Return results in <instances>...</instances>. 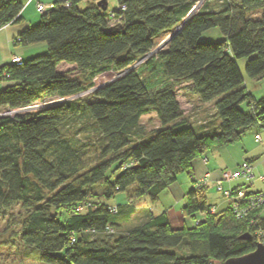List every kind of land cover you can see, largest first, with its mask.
Segmentation results:
<instances>
[{"label": "trees", "instance_id": "obj_1", "mask_svg": "<svg viewBox=\"0 0 264 264\" xmlns=\"http://www.w3.org/2000/svg\"><path fill=\"white\" fill-rule=\"evenodd\" d=\"M83 1L54 0L18 33L15 43H44L46 51L0 66V108L76 96L98 74L125 71L198 0H117L113 10ZM23 6L0 0V28L19 23ZM211 28L222 40L201 39ZM155 57L145 64H158L159 81L131 69L90 96L0 117V212L16 204L27 210L20 229L0 240V264H212L256 248L264 204L241 219L229 205L211 213L206 188L195 186L181 209L194 224L174 228L165 213L133 225L134 206L108 201L126 192L156 202L178 174L190 173L193 158L239 141L253 125L264 128V97L246 91L237 65L247 58V75L264 77V0H204ZM64 63L74 76L58 69ZM182 84L199 102L214 101L213 129L191 125L176 98ZM153 113L158 125L147 129L141 118ZM244 162L253 164L233 171ZM238 188L264 193L250 183Z\"/></svg>", "mask_w": 264, "mask_h": 264}, {"label": "crops", "instance_id": "obj_2", "mask_svg": "<svg viewBox=\"0 0 264 264\" xmlns=\"http://www.w3.org/2000/svg\"><path fill=\"white\" fill-rule=\"evenodd\" d=\"M90 1H96L97 4L100 3L99 0H90ZM24 3L23 9L21 11V21L17 24H8L5 27L0 28V66L7 64L10 62L11 58L13 56L19 57L21 60L25 59L26 55H30V53H33L32 51L36 50L34 48H39L37 51H43L45 48V45H42V43L38 44H27V45H21V48L19 47L20 44L15 43V38L17 37L18 33L26 26L32 25L34 21H36L39 18H35V20H31L30 16L26 14L27 10L32 7L36 10V4L37 2H42L47 5H52L54 1H45V0H22ZM101 2H103L101 0ZM37 11V10H36ZM39 46V47H36ZM36 53V52H35ZM185 86L179 85L177 87ZM183 95L189 96V92L186 91V89L183 88V91H181ZM193 99H185L186 101V108H189L185 111V108H183V111L186 116H188L190 123L193 126L201 127V125L206 124L208 122V119L204 117V115L201 116V112L205 108L207 104H212V108L214 106V101L210 102H199L197 97L194 95H191ZM186 97V98H187ZM195 98V99H194ZM195 101V106L192 107L194 104L192 101ZM179 101V100H178ZM190 102V103H189ZM212 102V103H211ZM182 108V107H181ZM192 108H195L194 112H191ZM198 114H195L197 113ZM195 114V115H194ZM213 112V116H214ZM213 121L218 124V120L213 118ZM260 136V141L255 140V135ZM243 137V136H242ZM242 137L239 141L241 145H250L247 142L242 140ZM242 140V141H241ZM253 141L255 142L254 145H261L263 148L259 152H254L251 150L250 153V161H252V177L250 179L247 178H239L237 180L231 181V182H225L223 184L224 189H233L242 185H245L246 183L251 184V189L253 190V185L255 180L261 181L260 177L264 176V134H259L255 132L253 134ZM235 142V143H237ZM235 143L229 144L233 145ZM217 148L211 149L208 152L202 153L201 155L195 157L191 161V169L190 173L182 172L177 175L175 182L170 184L166 191L161 194L160 198L156 202H151L146 197H139L135 198L133 195L126 193L125 200L123 202L115 201L110 206L123 204V205H132L134 206V213L130 217L129 222H133V225L140 224L144 221H146L150 216H156L162 213H165L168 217L169 223L171 226L175 227H182V226H188L191 227V225H188L187 220H191L192 218L184 217L181 213L182 207H184L187 203L186 194L189 190L195 188V186L198 184L200 180H203L204 178L207 179L206 185L204 186L206 188V197H207V204L211 205L214 210L217 212L223 211L226 208H228V201L224 199L222 194L220 192H217L215 190V182L221 178L222 173L225 171H233L235 170L239 164L246 160H238L236 164L232 165V169L225 170V167L228 166L227 163L223 160H217L216 156H219ZM247 152V150H245ZM262 188L260 190H254V191H261L264 190V184H262ZM264 210V208H263ZM261 211V213L263 212ZM203 215H197L196 219H202ZM193 220V219H192ZM175 225V226H174Z\"/></svg>", "mask_w": 264, "mask_h": 264}, {"label": "rangeland", "instance_id": "obj_3", "mask_svg": "<svg viewBox=\"0 0 264 264\" xmlns=\"http://www.w3.org/2000/svg\"><path fill=\"white\" fill-rule=\"evenodd\" d=\"M45 1L51 2L54 0H45ZM102 1L107 3V10H113V9L117 8V6H118L117 0H107V2H106V0H102ZM85 2H86V0H84L80 4V7H84L86 4ZM203 2H204V0H198L196 2V5L199 3V6H200ZM26 14H28L30 16L31 20H33V19L35 20V18H39V16H40V14L35 10V8L33 9L32 7H30L27 10ZM256 15L257 14L255 13L253 16H256ZM37 22H38V19L36 21H34V23H32V25L36 24ZM109 23L113 24L114 22L109 21ZM167 36H168V34H162L161 36H159L155 41L156 45H155L154 49L151 51L150 55L147 56L145 59H142V60L134 63L133 65H131V66H133L131 69H138L140 75L142 76V78L146 82L152 83V82H156V81L160 80V72H159L158 64L147 65V64H145V62L147 61L148 58H151L152 56H153L154 62H156L155 54L159 50L163 49L166 46V45H164V42H165ZM222 38H223V35L220 33V31L217 28L208 29L205 32H203L201 35L202 40H209L212 42H217L219 40H222ZM42 45H45V44L42 43ZM19 47L21 48V45ZM36 47H39V46H36ZM45 48H46V46H45ZM34 49H36V50L32 51L33 53H30V55H26V57H24V58L26 59V58H29L32 56H36V55L41 54V53L46 51V49H44L43 51H37V50H39V48H34ZM246 61H247V58L237 59V65H238L239 70L243 76V82H244V86L246 88V91L255 100H258V99L264 97V77L260 78V79H254V78L249 77L245 71ZM152 67H155V69H157V71L153 72L154 70L152 69ZM58 69L60 71H68L69 70V76H74L76 74V71L74 70V66L73 65H67V63L60 64L58 66ZM120 73H122V72H120ZM120 73H116L114 71L109 70V71L98 74L93 79V87H95V79L96 78H100L103 82H105V84H107V83H110L111 81L117 79L118 77H120L121 76V75H119ZM2 83L3 84H9L10 81L4 80V81H2ZM183 88H186V86H181V87L176 88V98H177V100H179V104L182 107V109L185 108V111H186L189 108H186L185 99H188V98L193 99V97L191 96V94H189L188 97L186 95H183V93L181 92V91H183ZM91 92H92L91 90H88V91L80 93L79 95H76V96H72V97H68V98H64V99H55V100L44 102V103H37V104H34V105H32L26 109H20V110L17 109L16 110L17 112L14 114H8V113L5 114V112H7V111L10 112L13 110H10L7 108H0V117H13L17 114H22V113L41 109L45 105L50 104V103L56 104L58 102L68 100V99H72V98H84L86 96H90ZM191 101L194 104L192 107H194L195 101H193V100H191ZM240 108L243 111L248 110L246 103L241 104ZM194 111H195V108H192L191 112H194ZM213 112L215 113V108H214V106L212 108V104H207L205 106V108L203 109V111L201 112V116L204 115V117H206V119H208V122H206L205 125H206V128L209 130L213 129V127L215 125V122L212 121V119L215 118V116H213ZM195 114H198V112ZM216 119L218 120L217 117H216ZM141 123L144 124L147 129H152L158 125V122L156 120L154 113L144 115L141 118ZM255 132L262 135V134H264V128L259 127L257 125H253L244 133V135L242 137V140L247 142L248 144L250 143V145H241L240 142H237L233 145H225V146L217 147L218 151H220V152L218 153L219 156H216V159L217 160L219 159L220 161L223 160V161H225V163L228 164V166L225 167V170L232 169L231 166L236 164V162L238 160H241V161L242 160H250L251 150L254 152H259L263 148L261 145H254L255 142L253 141V134ZM83 136L84 135L81 134V137H83ZM90 136H91V134H90ZM245 150H247V152H245ZM206 152L209 153V150ZM262 184H264V183L260 182L259 180H255L254 185H253L254 186L253 190H260L263 186ZM95 191L98 193V189L97 190L95 189ZM125 196H126V192L118 193L114 198L110 199L108 202L110 204H112L115 201L123 202L125 200ZM214 211H216V210H214ZM214 211L211 213H214ZM26 214H27V210L25 208L21 207L20 204H16L13 207H11L10 209H7V210L0 212V240L8 237V235L12 231L19 230L21 227V222L24 219V217L26 216ZM262 216L264 217V210L262 212ZM214 219H216V217ZM198 221H199V219H197L196 222H198ZM187 222H188L187 224L191 225V226L194 224V221L192 219L187 220ZM131 224H133V223H131ZM175 228H179V227H175ZM212 264H223V262H213Z\"/></svg>", "mask_w": 264, "mask_h": 264}, {"label": "built area", "instance_id": "obj_4", "mask_svg": "<svg viewBox=\"0 0 264 264\" xmlns=\"http://www.w3.org/2000/svg\"><path fill=\"white\" fill-rule=\"evenodd\" d=\"M51 6V5H50ZM49 5L37 2L36 4V10L39 14L44 13L49 7ZM69 6V3H65V7ZM121 8L124 9V6H121ZM112 15V14H111ZM5 27V26H4ZM148 55L145 56V58ZM143 58V59H145ZM12 62H19L20 58L17 56L12 57ZM142 60V59H141ZM7 76V75H5ZM257 140L260 139V137L257 135L255 136ZM252 170L253 167L248 163H242L238 170L236 171H225L222 173V176L220 179H218L215 182V190L220 192L224 199L228 201V205L230 206L231 212L238 218H244L248 216L249 211L252 208L259 207L260 205L264 204V193H258V194H248L245 190L238 188L235 190L230 189H224L223 184L225 182H231L234 180H237L239 178H247L250 179L252 177ZM261 181L264 182V176L260 177ZM207 182V179L204 178L203 180H200L198 186H205ZM210 212L214 211V208L211 207L209 209ZM197 223V222H196ZM256 242L257 244H262L264 246V232L262 230H258L255 234Z\"/></svg>", "mask_w": 264, "mask_h": 264}, {"label": "water", "instance_id": "obj_5", "mask_svg": "<svg viewBox=\"0 0 264 264\" xmlns=\"http://www.w3.org/2000/svg\"><path fill=\"white\" fill-rule=\"evenodd\" d=\"M195 6L191 9V11L185 17V19L173 31H171L168 34L164 42V45H167L170 42L173 36L189 21L191 16L197 11L198 8L193 12V9L195 8ZM132 67L133 66L129 67L128 69L120 73L119 75H122L130 71ZM94 89L96 88L92 87L90 90H94ZM240 238L250 239L251 235L249 233H244L243 235L240 236ZM223 264H264V246L262 244H257L256 248L252 252H249L247 254H244L238 257L228 258L227 260L223 262Z\"/></svg>", "mask_w": 264, "mask_h": 264}, {"label": "bare ground", "instance_id": "obj_6", "mask_svg": "<svg viewBox=\"0 0 264 264\" xmlns=\"http://www.w3.org/2000/svg\"><path fill=\"white\" fill-rule=\"evenodd\" d=\"M197 8H199V3L195 6V8L193 9V12L197 9ZM105 84V82H103L100 78H96L95 79V88H98V87H101V86H103ZM29 108V107H28ZM24 109H26V108H24ZM18 110H20V109H18ZM17 111L16 110H13V111H7V112H5V114H14V113H16Z\"/></svg>", "mask_w": 264, "mask_h": 264}]
</instances>
